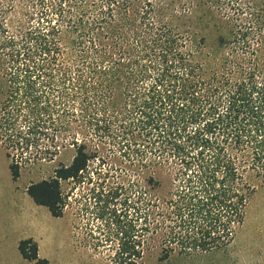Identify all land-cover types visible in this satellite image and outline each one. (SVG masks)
<instances>
[{"label": "trees", "instance_id": "obj_1", "mask_svg": "<svg viewBox=\"0 0 264 264\" xmlns=\"http://www.w3.org/2000/svg\"><path fill=\"white\" fill-rule=\"evenodd\" d=\"M263 41L264 0H0V137L23 153L52 122L60 138L12 160V177L72 151L26 190L61 217V181L93 157L87 136L140 140L155 217L120 231L112 264L227 250L264 187ZM206 51L219 58L207 73ZM17 247L50 264L32 238Z\"/></svg>", "mask_w": 264, "mask_h": 264}, {"label": "rangeland", "instance_id": "obj_2", "mask_svg": "<svg viewBox=\"0 0 264 264\" xmlns=\"http://www.w3.org/2000/svg\"><path fill=\"white\" fill-rule=\"evenodd\" d=\"M260 47L254 59L264 70V41ZM206 53L200 61L205 66L213 60L216 67L219 58ZM247 59L236 57L243 63ZM205 72H211L207 64ZM41 126L48 132L36 134L37 140L23 153L5 146L8 143L0 137V264H29L17 247L25 238L37 243L38 256L50 264H112L122 240L120 231L136 235L141 225L155 217L153 198L146 192L149 172L138 165L143 148L140 140L132 145L124 139L87 136L92 160L80 178L61 181L63 214L53 217L46 207L36 205L26 190L30 183L49 178L58 162L68 163L72 151H63L50 162L22 165L16 179L9 169L12 160L20 161L36 147L44 149L60 141L52 135L55 124ZM167 264H264V187L248 203L244 221L227 250L201 260L173 257Z\"/></svg>", "mask_w": 264, "mask_h": 264}]
</instances>
